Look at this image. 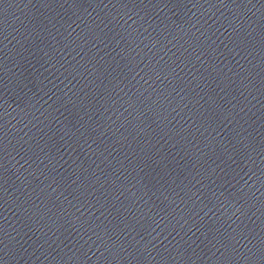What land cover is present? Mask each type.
I'll list each match as a JSON object with an SVG mask.
<instances>
[{
	"label": "water",
	"instance_id": "obj_1",
	"mask_svg": "<svg viewBox=\"0 0 264 264\" xmlns=\"http://www.w3.org/2000/svg\"><path fill=\"white\" fill-rule=\"evenodd\" d=\"M0 264H264V0H0Z\"/></svg>",
	"mask_w": 264,
	"mask_h": 264
}]
</instances>
